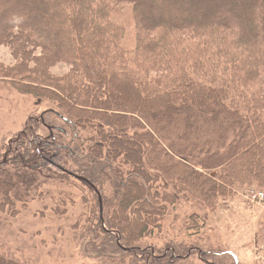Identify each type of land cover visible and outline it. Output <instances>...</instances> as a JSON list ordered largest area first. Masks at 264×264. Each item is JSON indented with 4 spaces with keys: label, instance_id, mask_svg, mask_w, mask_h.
Listing matches in <instances>:
<instances>
[{
    "label": "trees",
    "instance_id": "1",
    "mask_svg": "<svg viewBox=\"0 0 264 264\" xmlns=\"http://www.w3.org/2000/svg\"><path fill=\"white\" fill-rule=\"evenodd\" d=\"M0 47V78L48 106L0 162V189L39 167L87 188L86 254L187 264L194 247L205 264L220 252L192 241L139 255L179 196L213 208L236 188L264 195V0H0ZM45 114L69 136L38 137ZM0 264L28 263L0 248Z\"/></svg>",
    "mask_w": 264,
    "mask_h": 264
},
{
    "label": "rangeland",
    "instance_id": "2",
    "mask_svg": "<svg viewBox=\"0 0 264 264\" xmlns=\"http://www.w3.org/2000/svg\"><path fill=\"white\" fill-rule=\"evenodd\" d=\"M1 56L9 61L5 62L1 58L0 60L9 65L12 60L10 51L0 47ZM62 67L63 65H58L54 67V71L60 73L67 70ZM47 107L43 98L18 93L6 80L0 78V162L7 158V151L14 147L20 133L32 127V121L38 123ZM51 121L45 114L46 125L37 124L35 134L41 138L47 134L53 135L55 131L54 134L65 133L69 136L61 121ZM52 160L67 169L72 166L67 156H52ZM46 169L52 168L46 166ZM9 172L8 189L5 192L0 189V194L8 193L9 196L6 201L0 197V248L3 251L28 264H106L97 254H86L81 243L80 234L87 219L84 210L89 209L90 200L87 197V188L82 187L73 178H57L54 174L49 180L41 167L36 168L34 172ZM48 181L53 185H48ZM257 189L236 188L227 197H219L213 208L179 196L177 204L168 209L161 233L158 237L154 235V238L145 241V247H142L145 253L139 257H151L150 255L154 254L152 245L168 254L171 243L188 244L192 241L199 246L212 248L213 251L215 249L220 253L227 252L225 255L216 253L207 257L205 264H233L231 259L226 257L229 255L237 261L234 264H264V201L262 193L256 191ZM193 214L198 217L199 224H203L198 233L193 232L194 230L187 232L185 224L182 223L184 216ZM164 228L168 237L166 234L162 235ZM163 240L168 241L163 243ZM191 248L186 256L195 257L189 258L187 264H202V252ZM118 255L113 256L114 263H128L129 258H126L125 262ZM165 264L184 262H169L167 259Z\"/></svg>",
    "mask_w": 264,
    "mask_h": 264
},
{
    "label": "bare ground",
    "instance_id": "3",
    "mask_svg": "<svg viewBox=\"0 0 264 264\" xmlns=\"http://www.w3.org/2000/svg\"><path fill=\"white\" fill-rule=\"evenodd\" d=\"M2 60H4L5 62H7V61H9V60H7V59H5L4 57H0Z\"/></svg>",
    "mask_w": 264,
    "mask_h": 264
},
{
    "label": "built area",
    "instance_id": "4",
    "mask_svg": "<svg viewBox=\"0 0 264 264\" xmlns=\"http://www.w3.org/2000/svg\"><path fill=\"white\" fill-rule=\"evenodd\" d=\"M261 193H262V192H261ZM261 195H262L261 197L263 198V196H264L263 193H262Z\"/></svg>",
    "mask_w": 264,
    "mask_h": 264
},
{
    "label": "water",
    "instance_id": "5",
    "mask_svg": "<svg viewBox=\"0 0 264 264\" xmlns=\"http://www.w3.org/2000/svg\"><path fill=\"white\" fill-rule=\"evenodd\" d=\"M79 179H82V178L79 177Z\"/></svg>",
    "mask_w": 264,
    "mask_h": 264
}]
</instances>
